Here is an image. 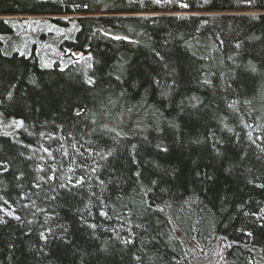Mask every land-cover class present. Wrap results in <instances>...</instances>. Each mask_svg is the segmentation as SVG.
<instances>
[{
    "label": "trees",
    "instance_id": "trees-1",
    "mask_svg": "<svg viewBox=\"0 0 264 264\" xmlns=\"http://www.w3.org/2000/svg\"><path fill=\"white\" fill-rule=\"evenodd\" d=\"M186 243L264 264V0H0V264Z\"/></svg>",
    "mask_w": 264,
    "mask_h": 264
},
{
    "label": "rangeland",
    "instance_id": "rangeland-1",
    "mask_svg": "<svg viewBox=\"0 0 264 264\" xmlns=\"http://www.w3.org/2000/svg\"><path fill=\"white\" fill-rule=\"evenodd\" d=\"M27 19L29 20L27 25H28V27H31V28H28L23 23H21V29L20 30H22V28H24V27L27 30H30L33 27H37V26L39 27V25H41L43 23L42 22L43 20L39 19L34 24L31 20V19H33V17H28ZM28 20H25V21H28ZM56 33L62 34L59 32V30H56ZM57 57L64 59L67 56L57 52L52 47H47V49L45 48L44 57H43V61L45 64L49 65V64L53 63ZM75 57H78V54H76ZM16 126H17L16 122H13L7 126H3V129L8 132V131H11L10 130L11 128H14ZM186 247H188L192 252L193 264H218L217 259L219 258V254L222 255L221 254L222 249L220 247V244L218 245V243H217V245L215 244V245L208 247L210 249H206V250H205V248H200L201 246L198 244H187L186 243ZM211 252H212V254H211Z\"/></svg>",
    "mask_w": 264,
    "mask_h": 264
},
{
    "label": "snow or ice",
    "instance_id": "snow-or-ice-1",
    "mask_svg": "<svg viewBox=\"0 0 264 264\" xmlns=\"http://www.w3.org/2000/svg\"><path fill=\"white\" fill-rule=\"evenodd\" d=\"M184 7H187V5H183ZM89 83H91V81H89ZM135 147V146H134ZM164 151H167V149H163ZM109 155H111V153H109ZM136 176L139 177L140 176V173L139 172H136ZM154 183V182H153ZM103 215H107L106 213H102ZM17 219H19V217H17ZM90 227H95V225H91ZM125 244H128V243H131L130 240H124L123 241ZM137 259H139V257H137Z\"/></svg>",
    "mask_w": 264,
    "mask_h": 264
}]
</instances>
